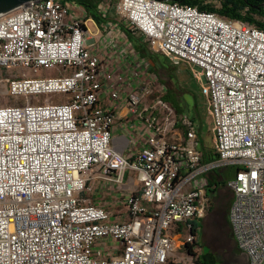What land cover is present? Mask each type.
I'll list each match as a JSON object with an SVG mask.
<instances>
[{
  "label": "built area",
  "instance_id": "built-area-1",
  "mask_svg": "<svg viewBox=\"0 0 264 264\" xmlns=\"http://www.w3.org/2000/svg\"><path fill=\"white\" fill-rule=\"evenodd\" d=\"M115 13L173 65H190L218 160L202 163L187 115L186 140L166 137L176 110L160 95L150 107L162 122H151L138 154L116 147V112L99 102L105 92L121 101L124 77L91 49L77 0H30L2 13L0 69L16 75L0 84L14 97L65 99L0 105V264H196L194 221L209 208L206 176L216 166H236L231 231L248 264H264V30L169 0H118ZM156 90L128 92L129 111ZM127 170L141 187L124 198L126 217L87 199L94 181L120 184Z\"/></svg>",
  "mask_w": 264,
  "mask_h": 264
},
{
  "label": "crops",
  "instance_id": "crops-1",
  "mask_svg": "<svg viewBox=\"0 0 264 264\" xmlns=\"http://www.w3.org/2000/svg\"><path fill=\"white\" fill-rule=\"evenodd\" d=\"M117 1L101 0L99 4V7H101L97 12L98 17H94L88 13L85 28L89 36L94 38V44L90 47L101 58L104 70L111 71L114 76L122 75L124 77V83L121 85L122 100L118 102L112 101L108 93L105 92L100 96L99 103L114 108L117 118L112 128V134L116 147L129 159H133L145 144L146 137L151 132V122L156 125L160 124L162 120L157 112H154L152 107H150L151 103H144L137 113L130 112L129 105L124 99L125 95L128 92L139 90L143 83H151L154 88H162L161 91H154L151 97L154 96L155 92H162L158 95L164 100H166L164 97L168 96L169 100L166 101L170 102L174 108L178 105L170 99L168 90H165L164 86L159 85L160 77L158 74L161 71L169 73V68L166 70L158 66L155 55L157 53L164 55L168 63L171 64L169 58L162 52L155 51L139 32H134L115 13ZM141 60L146 63L145 65L143 64L144 66L137 65V62ZM182 65L184 64L173 65V67L178 68ZM185 65L187 66V70L192 74L190 65ZM135 71L140 72L139 77H135ZM164 90L165 95H163ZM184 115L186 114L177 113L176 111L177 122L174 128L182 126V133L176 136L173 130H171L166 135L169 140H186L184 129L186 130L187 128L182 121ZM189 119L192 121L191 118ZM192 125L196 133L198 149L201 153L203 154V151L214 150V146L212 149L208 147L204 139L207 129L205 120L200 121L198 124L196 121H192ZM211 130L213 134L212 126ZM140 187L141 183L136 178L135 172L127 170L120 184L98 179L94 181L93 192L85 194V196L92 203L106 208L112 215L123 218L127 215L124 198L132 192L140 191Z\"/></svg>",
  "mask_w": 264,
  "mask_h": 264
},
{
  "label": "rangeland",
  "instance_id": "rangeland-1",
  "mask_svg": "<svg viewBox=\"0 0 264 264\" xmlns=\"http://www.w3.org/2000/svg\"><path fill=\"white\" fill-rule=\"evenodd\" d=\"M219 2L220 0H212V3L216 5H219ZM155 57L158 66L166 70L169 68V73L161 71L158 74L160 77L159 85L164 86L165 90H168L170 99L175 101L179 106L182 112L181 114H186L189 118H193L197 124L205 120L207 129L204 139L207 146L212 149L214 146L211 130L212 119L207 111V99L200 91L199 81L187 70L185 64L177 68L173 67L171 65L172 63H168L164 55L157 53ZM137 63L138 66H144L146 64L143 60ZM55 73L56 71L51 69L42 72L43 75H54ZM11 75L16 74L10 69H0V76ZM28 75H32V73ZM165 90L163 95H165ZM160 93L155 92L154 96L148 98L145 103H152L154 98ZM46 97H50L52 101L65 99V95L63 94H39L29 96L28 98L14 97L8 93L7 87L4 84H0V105L25 103L27 101L38 103ZM173 133L178 136L182 133V128L179 126L174 128ZM235 169L236 166H228L225 168L216 166L206 176L208 181L215 179L219 186L210 192V196L208 197L209 208L200 220V232L197 237L198 239L200 238V245L208 246L215 253L217 264H248L246 254L238 247L232 234L228 217L232 191L228 188L227 182L234 177Z\"/></svg>",
  "mask_w": 264,
  "mask_h": 264
},
{
  "label": "trees",
  "instance_id": "trees-1",
  "mask_svg": "<svg viewBox=\"0 0 264 264\" xmlns=\"http://www.w3.org/2000/svg\"><path fill=\"white\" fill-rule=\"evenodd\" d=\"M85 7L87 12L94 17H98L97 12L101 0H77ZM177 1L181 4H189L197 6L200 10L212 11L229 20H240L255 25L264 30V8L263 0H220L219 5L212 3V0H169ZM169 100L168 96L164 97ZM177 113H182L178 106H175ZM192 121H195L192 118ZM182 128V126H180ZM184 133L186 130L184 129ZM202 163H210L218 160V155L214 150L203 151ZM219 184L215 179L208 181L206 196H210V192L214 191ZM232 202V200H231ZM200 220L194 221V228L200 227ZM231 228V226H230ZM196 264H217L215 253L206 250L202 246L201 254L195 259Z\"/></svg>",
  "mask_w": 264,
  "mask_h": 264
},
{
  "label": "water",
  "instance_id": "water-1",
  "mask_svg": "<svg viewBox=\"0 0 264 264\" xmlns=\"http://www.w3.org/2000/svg\"><path fill=\"white\" fill-rule=\"evenodd\" d=\"M30 0H0V14L12 11Z\"/></svg>",
  "mask_w": 264,
  "mask_h": 264
},
{
  "label": "flooded vegetation",
  "instance_id": "flooded-vegetation-1",
  "mask_svg": "<svg viewBox=\"0 0 264 264\" xmlns=\"http://www.w3.org/2000/svg\"><path fill=\"white\" fill-rule=\"evenodd\" d=\"M263 8H264V3H263ZM204 247H205L206 250H210V248L208 246H204Z\"/></svg>",
  "mask_w": 264,
  "mask_h": 264
}]
</instances>
